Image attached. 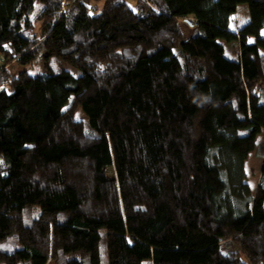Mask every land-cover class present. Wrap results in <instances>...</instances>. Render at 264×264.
<instances>
[{"label":"trees","instance_id":"trees-1","mask_svg":"<svg viewBox=\"0 0 264 264\" xmlns=\"http://www.w3.org/2000/svg\"><path fill=\"white\" fill-rule=\"evenodd\" d=\"M262 30L264 0H0V264H264Z\"/></svg>","mask_w":264,"mask_h":264},{"label":"rangeland","instance_id":"rangeland-1","mask_svg":"<svg viewBox=\"0 0 264 264\" xmlns=\"http://www.w3.org/2000/svg\"><path fill=\"white\" fill-rule=\"evenodd\" d=\"M129 1H131L133 5L135 4V0H129ZM40 8H41V2L37 1L35 8L31 14L33 18L36 17ZM249 19H250V15L248 11V5L247 3H241L237 6V10L231 16L230 28L234 31H238L247 21H249ZM180 22L182 24V29L184 30V35L188 36L190 33L191 24L188 22L187 19H183V18L180 19ZM262 34L264 35V30H262ZM250 40H253V38H250ZM221 41L225 42L224 40ZM238 50H239L238 45L226 47V52L231 55L237 53ZM67 65L69 66V64ZM8 67H10V69L12 70H20L23 68V66L17 62H13L12 65ZM27 69L29 70L30 73L33 74L44 72L45 69L43 66V58L39 57L36 61L33 62L31 66H28ZM73 98L74 96L70 98V102L73 100ZM76 115L80 118L86 119V115L82 110L81 106L78 108ZM263 166H264V130H262L261 133L258 135L255 149L248 154L246 160L248 179L253 187H255L259 181ZM98 167L100 169L105 170L108 176L111 177L116 176L113 154L109 143L105 144L103 147V156H102V160L98 163Z\"/></svg>","mask_w":264,"mask_h":264},{"label":"water","instance_id":"water-1","mask_svg":"<svg viewBox=\"0 0 264 264\" xmlns=\"http://www.w3.org/2000/svg\"><path fill=\"white\" fill-rule=\"evenodd\" d=\"M188 22L192 25L194 23V21L192 19H187Z\"/></svg>","mask_w":264,"mask_h":264}]
</instances>
